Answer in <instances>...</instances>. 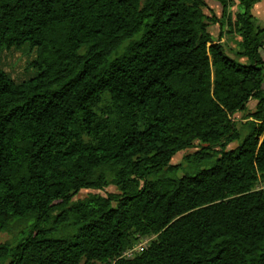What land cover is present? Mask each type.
Wrapping results in <instances>:
<instances>
[{
  "label": "trees",
  "instance_id": "1",
  "mask_svg": "<svg viewBox=\"0 0 264 264\" xmlns=\"http://www.w3.org/2000/svg\"><path fill=\"white\" fill-rule=\"evenodd\" d=\"M258 1L0 0V264H264Z\"/></svg>",
  "mask_w": 264,
  "mask_h": 264
},
{
  "label": "rangeland",
  "instance_id": "2",
  "mask_svg": "<svg viewBox=\"0 0 264 264\" xmlns=\"http://www.w3.org/2000/svg\"><path fill=\"white\" fill-rule=\"evenodd\" d=\"M208 4L206 12L213 13L216 16L220 17L222 12V7L219 4L218 0H205ZM236 6L231 7V10L234 11ZM251 13L254 16V23L258 27H264V0L258 1L251 8ZM210 32L214 37H219V34L222 32L220 41L222 42L225 51L228 55L237 58L235 51L239 50L238 41L240 37L237 34H227L221 30L219 24H212L209 27ZM36 57V48H30L27 43L23 44L20 48H10L5 49L0 52V68H2L13 80L20 82L22 80L28 79L36 74L35 67L31 66L30 63ZM240 61H244V58H239ZM255 100H250L247 104V109L244 111H239L233 115V118L239 120L243 115L254 109ZM234 144H230L232 146ZM193 151V149H187L177 152L171 159V163L182 162L183 156ZM113 185L106 186L103 189H81L76 195V198H82L88 193H99L105 195L107 192L115 191ZM152 236H138L133 237L132 245L126 249L125 253L133 254L138 249L147 245V243L152 239ZM12 232L4 231L0 233V243L4 241H11Z\"/></svg>",
  "mask_w": 264,
  "mask_h": 264
},
{
  "label": "built area",
  "instance_id": "3",
  "mask_svg": "<svg viewBox=\"0 0 264 264\" xmlns=\"http://www.w3.org/2000/svg\"><path fill=\"white\" fill-rule=\"evenodd\" d=\"M124 254L127 255V256H130V255H131V253H127V254H126L125 252H124Z\"/></svg>",
  "mask_w": 264,
  "mask_h": 264
}]
</instances>
